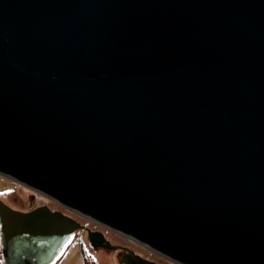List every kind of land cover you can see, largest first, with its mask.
<instances>
[{"label":"water","instance_id":"obj_1","mask_svg":"<svg viewBox=\"0 0 264 264\" xmlns=\"http://www.w3.org/2000/svg\"><path fill=\"white\" fill-rule=\"evenodd\" d=\"M0 176L177 264H264V0H0ZM61 211L0 199L3 264Z\"/></svg>","mask_w":264,"mask_h":264},{"label":"rangeland","instance_id":"obj_2","mask_svg":"<svg viewBox=\"0 0 264 264\" xmlns=\"http://www.w3.org/2000/svg\"><path fill=\"white\" fill-rule=\"evenodd\" d=\"M0 199L13 209L22 212H27L40 206H47L53 211H61L77 220L82 225L88 227L92 231H98L104 234L105 238L112 245L127 247L135 254L158 264H177L149 250L148 248L92 221H89L77 213L53 202L52 200H49L46 197L2 176H0ZM86 234L81 236V231H78L62 251L54 264H122L121 257L123 252L111 251L104 248L94 251L84 240L87 239ZM84 258H86V263H84ZM0 259L3 262L1 243Z\"/></svg>","mask_w":264,"mask_h":264},{"label":"flooded vegetation","instance_id":"obj_3","mask_svg":"<svg viewBox=\"0 0 264 264\" xmlns=\"http://www.w3.org/2000/svg\"><path fill=\"white\" fill-rule=\"evenodd\" d=\"M77 233V232H76ZM87 232L86 231H81V236H84V234H86ZM87 235V234H86ZM82 238V237H81ZM85 240V242L88 244V245H90V247L92 248V249H94L93 248V246H92V244L90 243V241L88 240V235H87V239H84ZM124 247V246H123ZM124 248H127V247H124ZM98 249H102V248H97V249H94V250H98ZM129 249V248H128ZM131 250V249H130ZM117 251H121V252H123V255H122V257H121V262H122V264H123V258H124V256H125V254H128V252H127V250H124V249H119V250H117Z\"/></svg>","mask_w":264,"mask_h":264},{"label":"trees","instance_id":"obj_4","mask_svg":"<svg viewBox=\"0 0 264 264\" xmlns=\"http://www.w3.org/2000/svg\"><path fill=\"white\" fill-rule=\"evenodd\" d=\"M0 261H1V259H0ZM84 261L86 262V258H84Z\"/></svg>","mask_w":264,"mask_h":264},{"label":"snow or ice","instance_id":"obj_5","mask_svg":"<svg viewBox=\"0 0 264 264\" xmlns=\"http://www.w3.org/2000/svg\"><path fill=\"white\" fill-rule=\"evenodd\" d=\"M0 264H3V262H2V261H0Z\"/></svg>","mask_w":264,"mask_h":264},{"label":"crops","instance_id":"obj_6","mask_svg":"<svg viewBox=\"0 0 264 264\" xmlns=\"http://www.w3.org/2000/svg\"><path fill=\"white\" fill-rule=\"evenodd\" d=\"M90 246V245H89ZM94 250V249H93ZM94 251H96V250H94ZM84 263H86V262H84Z\"/></svg>","mask_w":264,"mask_h":264}]
</instances>
